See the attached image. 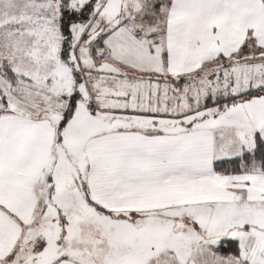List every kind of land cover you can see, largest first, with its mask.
Instances as JSON below:
<instances>
[{
    "label": "snow or ice",
    "instance_id": "1",
    "mask_svg": "<svg viewBox=\"0 0 264 264\" xmlns=\"http://www.w3.org/2000/svg\"><path fill=\"white\" fill-rule=\"evenodd\" d=\"M0 264H264V0H0Z\"/></svg>",
    "mask_w": 264,
    "mask_h": 264
}]
</instances>
